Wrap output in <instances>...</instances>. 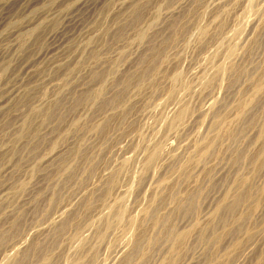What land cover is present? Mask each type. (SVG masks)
Here are the masks:
<instances>
[{"label":"rangeland","instance_id":"rangeland-1","mask_svg":"<svg viewBox=\"0 0 264 264\" xmlns=\"http://www.w3.org/2000/svg\"><path fill=\"white\" fill-rule=\"evenodd\" d=\"M82 1H86L85 6L79 5ZM82 1L0 0V141L4 143L5 149L3 150L17 146H15L17 148L15 152L2 151L6 154L0 156V167L3 166L0 174V205H5L6 208L0 209V227L2 226L4 231L8 228L9 240L14 243L18 241L16 246L21 251L33 240H37L34 242L35 245L32 244L34 246L30 249L31 251L28 250L29 253L31 252L30 257L26 252L24 260H22L23 257L20 260L22 263L18 260L19 263L14 264H27L29 261L28 264H43L40 260L41 253L36 250L42 246L44 239H42L43 236L39 239L38 233L45 230L50 237L49 233L54 234L58 224L68 212L78 207L79 209L76 210H80V214L84 215L82 225L84 232L76 237L72 227L65 229L61 235H58L62 237L59 238L61 241H59L58 248L52 252L53 257L58 260L59 264H72L71 260L79 255L78 253L83 248L80 245L86 238L88 239L87 247L84 250L87 252L82 251L81 255L83 257L81 261L85 262L84 264H119L126 249H130L134 243L139 228L155 236L158 234L166 238L164 227L163 232L161 226L152 225L147 221L149 219L147 215H144V209L156 203L171 189V186L175 187L178 194L176 199H169L164 203L161 212L173 209V213L176 212L172 214L174 227L182 231V227L185 224L187 226L184 231L188 234L180 255L174 256L175 253L168 252L165 247L154 251L150 249L151 251H146L149 255L145 252L137 260H133L134 264H140L142 261L144 263L141 264H175V262L176 264H261V262L264 264V169L254 167V161L251 162L252 158H250L256 155L264 145V135H261L260 130L261 123L264 124V107L262 108V105L264 106V0ZM134 1L145 7L136 19H134V13L131 14L132 8H129ZM175 15L178 25L170 29L168 25H171ZM74 17L77 20L68 22V19ZM251 24H254L253 27L256 26L255 29ZM35 27L37 28L30 32ZM138 30L145 31L146 39L152 38L155 42L157 40L160 42L165 36L166 47L162 43L160 51L163 52L166 48V52H163L165 57L162 58L161 64L156 62L157 68L154 74L149 73L151 76L148 75L147 80L145 79L140 85H136L134 81L131 82L128 91H125L128 99L126 105H130L131 112L127 109L129 107L124 108L121 104L113 107L105 101L107 97H111L112 93L120 90L122 83H120L121 75L119 74L129 68L134 71L143 70L147 68L146 65L152 59L154 64V59L157 61L156 58L159 55L149 58V62L146 59L143 61L142 56H139L144 54V50L154 41L149 42L147 46L146 39L142 40L138 36ZM157 30L159 32L156 34ZM167 31L172 34L168 33L169 36H166ZM153 32L154 35H152ZM54 33L57 34L55 38L59 37L55 39ZM150 35H152L151 38ZM257 36L262 37L258 41L260 45L254 43ZM158 37L160 38L155 40ZM167 37L170 39H166ZM95 55L97 56L94 57ZM137 58L139 63H136ZM112 65H116L114 66L116 70L114 69L115 71L113 70L109 75L107 72L108 76L95 75V71L99 72L102 69L103 72L105 66ZM232 65L235 68L246 69V74L245 71L240 72L239 76L242 78L238 77L237 80H239L236 83L233 81ZM101 77L104 80L103 83H100ZM118 80V83L115 82ZM211 81L212 83L208 85ZM101 84H106L107 89L110 87L108 90L111 92H107L108 96L103 97L105 99L98 97L93 99L92 97H96L94 94L85 101H77L82 98L79 96L96 90ZM238 85L239 89H237ZM91 88L94 89L91 90ZM111 89L115 90L112 92ZM55 98L63 100H61L62 104L64 103L62 108L52 107L54 111L45 120L33 115L35 121L31 123L29 131L31 135H35L34 139L30 134L26 139H18L17 131L22 124L23 113L30 111L31 107L52 106ZM254 105L257 108L253 107ZM185 107L188 108V112L182 119L174 122L178 112ZM217 111H219V118L214 120ZM126 112L128 113L125 118ZM106 118L110 119V125L106 127V134L103 137L100 136L95 126L103 123ZM252 118H254L252 120L254 123L246 121ZM216 121H219V127L215 125ZM243 122L245 125L242 124ZM240 126L242 127L239 128ZM237 129L243 131L239 136L241 138L235 140L233 135ZM40 130L43 132H39ZM214 135L219 137L218 150L216 149L217 152L211 153L203 161L201 149L205 148L208 139L210 140ZM51 139L54 143L50 141ZM233 143L235 147L241 145L242 148L239 149L243 151L244 148L243 153H247L238 159L240 161L235 155L233 158ZM73 144L77 145V148H81L82 145L83 151L92 152L86 158L87 160L89 158L97 160L102 156L104 163L100 162L96 173L91 175L88 173L90 164H87L89 161H85V157L80 154L82 150H76L74 156L71 148ZM155 146L160 149V158L158 157L147 170L145 161ZM57 148L63 149L64 152L72 149L69 151L73 155L68 152L69 162L66 160L67 164L70 163L69 166L61 165L62 162L53 157V152ZM93 154L94 156H91ZM247 156H249L248 159ZM186 161H189L187 163L188 176L183 174L182 168V164ZM80 166H83L84 170ZM73 167H76L79 173L76 170L75 175L70 173ZM116 171H119L116 186L110 190L111 192H106V194L101 192L102 194L99 195L98 189H102L109 176ZM243 177L247 183H252V195L247 203L240 205L237 213L232 215L231 212L226 211L228 209L225 206L232 199L234 186L236 187ZM65 180L67 183H64ZM19 181H22L23 187H20L21 182ZM38 187L44 190H42L43 193L39 192L36 195L35 191ZM142 187L145 189L143 190ZM51 188L62 192V196L54 197L52 202H48L49 199H47L46 202L43 195L46 197L48 194V197H51ZM197 189L201 191L198 192L200 195L196 194L195 209L183 210L182 206L186 204L187 195ZM90 192L94 193V197H91L92 207L90 206V209L80 207L84 196L90 195ZM34 194L35 198H33ZM221 196L223 197L220 198ZM218 198L221 199L219 207L215 204ZM26 201H29V205ZM118 204L125 207V219L127 220L114 224L107 231L104 239H97L96 230ZM18 206L23 209L19 215L25 212L27 218L18 219L19 224L13 226L10 220L14 221V218L10 219L8 216L19 208ZM241 216L243 217L240 218ZM247 217L248 219H245ZM6 218L10 219L8 222L11 225ZM142 220L144 222L140 227ZM3 223H6L5 226ZM242 224L243 230H241ZM201 229H203L204 236L206 235L205 238L209 239L208 241L198 236ZM217 236H221L218 237V241H216ZM5 246L0 245V252L4 248L2 251L4 254L0 253V264H9L11 261L13 263L17 252L14 251L12 254L11 251H7L5 253ZM95 253L97 256L94 257ZM170 257L174 258L171 260Z\"/></svg>","mask_w":264,"mask_h":264},{"label":"bare ground","instance_id":"bare-ground-1","mask_svg":"<svg viewBox=\"0 0 264 264\" xmlns=\"http://www.w3.org/2000/svg\"><path fill=\"white\" fill-rule=\"evenodd\" d=\"M82 1V0H81ZM136 1V0H135ZM134 1V3H132V4H130V6H129V8L131 7L132 8V12H131V14L132 13H134V19H136V18H138L140 15H141V11L143 10V8H145V7H143L141 4H139V3H136ZM138 1V0H137ZM17 2H18V0H17ZM22 2V1H21ZM80 3V2H79ZM78 4V3H77ZM86 5V1H82V3H80L79 5L80 6H83V5ZM174 4V3H173ZM187 4V3H186ZM84 5V6H85ZM128 5V4H127ZM133 5V6H132ZM78 6V5H77ZM87 8V7H86ZM187 8H189L190 9V7H187ZM200 9V8H199ZM78 10V9H77ZM185 10V9H184ZM186 10H188V9H186ZM185 10V11H186ZM252 10V9H251ZM144 11V10H143ZM175 11V10H174ZM184 11V12H185ZM76 12V11H75ZM102 12V11H101ZM188 12V11H187ZM72 13V12H71ZM74 13V12H73ZM251 14V13H250ZM179 16H180V14H178ZM181 15H183V14H181ZM70 16V15H69ZM72 16V15H71ZM77 16V15H76ZM79 16V15H78ZM171 16V15H170ZM176 16V15H175ZM175 16H173L174 17V20L171 22V25H168V26H170V29L171 28H174V26L176 27L177 25H178V21H176V20H178V19H175V18H177V16L175 17ZM185 16V15H184ZM81 17V16H80ZM168 17V16H167ZM67 18H69V17H67ZM79 18V17H78ZM181 18V17H180ZM253 18V17H252ZM65 19V18H64ZM251 19V18H250ZM75 20H77L75 17L74 18H71V19H68V22H71V21H75ZM83 20V19H82ZM244 20V19H243ZM8 21V20H7ZM65 21H67V20H65ZM201 21V20H200ZM255 22H257V21H255ZM57 22L55 21V24H56ZM75 23V22H74ZM169 22H167V24H168ZM39 24V23H38ZM41 24V23H40ZM37 25V24H36ZM69 25V24H68ZM157 25H159V24H157ZM248 25V24H247ZM252 25V28H254L255 29V27H253V25L254 24H251ZM250 25V26H251ZM257 25V24H256ZM104 26V25H103ZM172 26V27H171ZM105 27V26H104ZM159 27V26H158ZM162 27H164V26H162ZM243 27H244V25H243ZM4 28V27H3ZM26 28V27H25ZM37 27H35V28H32L31 30H30V32H32V31H34L35 29H36ZM62 28V27H61ZM164 28H166V27H164ZM168 28V30H169V27H167ZM67 29V28H66ZM141 29H143V28H141ZM158 29V28H157ZM26 30V29H25ZM63 29H61V31H62ZM145 30V29H144ZM159 30V29H158ZM155 31L156 32V34H157V32H159V31ZM172 30H174V29H172ZM235 30V29H234ZM18 31V30H17ZM164 31H165V29H164ZM163 31V33H165ZM249 31V30H248ZM248 31H247V33H248ZM251 31H253V29L251 30ZM65 32V31H64ZM72 32H74V31H72ZM147 32V31H146ZM162 32V31H161ZM160 32V33H161ZM171 32V31H170ZM173 32V31H172ZM50 33V32H49ZM57 33V32H56ZM56 33H54V35H53V37L55 38V36L57 35ZM163 33H161V34H163ZM169 32L167 31V33L165 34L166 36H169V34L171 35L172 33H169ZM174 33V32H173ZM178 33V32H177ZM245 33V32H244ZM17 34V33H16ZM34 34V33H33ZM60 34V33H59ZM58 34V35H59ZM68 34H69V32H68ZM137 34H138V36L142 39V40H145L146 39V33H145V31H143V30H138V32H137ZM168 34V35H167ZM252 32H251V36H252ZM264 34V33H263ZM64 35V34H63ZM76 35V34H75ZM152 35H154V32H153V34ZM152 35H150L149 37L151 38V36ZM164 35V34H163ZM244 35V34H243ZM248 35H250V33H248ZM27 36V35H26ZM64 36H66V35H64ZM159 36H161L162 37V35H160L159 34ZM245 36V35H244ZM260 36V35H259ZM259 36H257V38L255 39V41H254V39H253V41H254V43H255V45L256 44H258V41L260 40V38H262V37H260V38H258ZM261 36H262V34H261ZM11 37V36H10ZM53 37H51V38H53ZM59 37V36H58ZM58 37H56V38H58ZM68 37V36H67ZM72 37V36H71ZM149 37H148V39H149ZM155 37H157L156 35H155ZM164 38H161V40H160V42L158 41V44H156V42L154 41V40H152V38L150 39V40H147L146 39V41H147V46L150 44L149 42H151V41H154V43L153 42H151L152 44L150 45V47L148 46V48L147 47H145V48H147V49H145L144 51V54H141V55H139L141 58H142V60L143 59H146V60H148L149 58H153V57H157L158 55V57L156 58V60L157 61H155V59H154V62H155V64L153 63V59L150 61V63H148L146 66H147V68H143V70H136V71H134L132 68L130 69L129 67V69L128 70H126V71H124L122 74H119V75H121V78L119 79L118 77V79L120 80V83H122V89H121V87H120V90H118V91H115L114 93H112L111 94V97H107L106 99H107V101H105V102H108L107 104H109V105H111V106H113L114 107V105L116 106L117 104H121L122 106H124V108H125V106L126 107H129V106H127L126 104H127V96L125 95V91H128L127 89L130 87V85H131V82H136V85H140L141 83H144V81H145V79H146V77H148V75H152V74H154V72H155V70H156V68H157V63L156 62H158V64L160 63L161 64V62H162V58H164L165 56H163V52H166L165 50H166V48L165 49H163V52H161L160 51V48L162 47V43H163V45L166 43V40H165V36H163ZM170 37H172V36H170ZM170 37H167L166 39H170ZM242 37V36H241ZM246 37V36H245ZM55 38V39H56ZM63 38H65V37H63ZM69 38V37H68ZM138 38V37H137ZM160 37H158V38H155V40L156 39H159ZM247 38V37H246ZM67 39V38H66ZM140 39V40H141ZM239 39H240V37H239ZM234 40V39H233ZM245 40V39H244ZM66 41V40H65ZM169 41V40H168ZM239 40H237V42H238ZM253 41H252V45H253ZM60 42V41H59ZM165 42V43H164ZM237 42H236V44H237ZM20 43V42H19ZM65 43H67V42H65ZM233 44V43H232ZM63 45H64V43H63ZM167 45H169L168 43H167ZM238 45V44H237ZM254 45V46H255ZM258 45H260V44H258ZM257 45V46H258ZM53 46V45H52ZM56 47V46H55ZM59 47V46H58ZM165 47H166V44H165ZM253 47V46H252ZM11 48V47H10ZM57 48V47H56ZM61 48V47H60ZM258 49V48H257ZM15 50V49H14ZM55 50V49H54ZM54 50H52V51H54ZM131 51V50H130ZM218 51V50H217ZM230 51V50H229ZM258 51V50H257ZM55 52V51H54ZM161 52V53H160ZM49 53V52H48ZM143 53V52H142ZM218 53V52H217ZM4 54V53H3ZM51 54V53H50ZM146 54H148V55H146ZM44 55V54H43ZM1 56V55H0ZM7 56V55H6ZM36 56V55H35ZM57 56V55H56ZM97 55H95L94 57H96ZM176 56V55H175ZM228 56V55H227ZM42 57V56H41ZM124 57V56H123ZM167 57V56H166ZM234 57V56H233ZM6 58V57H5ZM98 58V57H97ZM2 59V58H1ZM39 59V58H38ZM140 59V58H139ZM216 59V58H215ZM254 59V58H253ZM138 60V58L136 59V61ZM178 60V59H177ZM230 60V59H229ZM39 61V60H38ZM110 61V60H109ZM132 61V60H131ZM139 61V60H138ZM136 62V63H139V62ZM144 61V60H143ZM222 61V60H221ZM35 62H36V60H35ZM130 62V61H129ZM146 62V61H145ZM147 62H149V60L147 61ZM146 62V63H147ZM128 63V62H127ZM135 63V64H136ZM141 63H143V62H141ZM153 63V64H152ZM219 63V62H218ZM7 64V63H6ZM24 64V63H23ZM106 64V63H105ZM133 64V63H132ZM152 64V66L150 67V65ZM213 64V63H212ZM215 64V63H214ZM251 64V63H250ZM8 65V64H7ZM31 65V64H30ZM102 65V64H101ZM120 65V64H119ZM145 65V64H144ZM226 65V64H225ZM103 66V65H102ZM102 66H101V68H102ZM114 66H116V65H112V66H109V67H106L105 66V68L103 69L104 71V73L98 68L97 70L99 71V72H94L95 73V75L96 76H98V75H107V72H108V75H109V73L110 72H112L114 69L116 70V67L114 68ZM136 66V65H135ZM134 66V67H135ZM145 66V67H146ZM160 66V65H159ZM133 67V68H134ZM162 67V66H161ZM210 67V66H209ZM29 68V67H28ZM32 68V67H31ZM47 68V67H46ZM141 68V67H140ZM232 70L234 71L233 73V81L236 83V81L238 82V80L240 79V77L241 76H239L240 75V72H243V71H245L246 69L245 68H243V67H238V68H235L234 67V65H232ZM230 68V69H231ZM127 69V68H126ZM225 69V68H224ZM30 70V69H29ZM114 70V71H115ZM148 70H150V71H148ZM152 70V71H151ZM177 70V69H176ZM214 70V69H213ZM167 72V71H166ZM177 72V71H176ZM232 72V71H231ZM150 73V74H149ZM180 73V72H179ZM245 74H246V71L244 72ZM243 73V74H244ZM211 74V73H210ZM29 75V74H28ZM94 75V76H95ZM107 75V76H108ZM150 75V76H151ZM174 75V74H173ZM225 75V74H224ZM95 76V77H96ZM102 76V77H103ZM176 76V75H175ZM250 76V75H249ZM100 77V76H99ZM101 77V78H102ZM239 77V79L237 80V78ZM36 78V77H35ZM242 78V77H241ZM119 80L118 81H115V82H119ZM147 80V79H146ZM155 80V79H154ZM180 80V79H179ZM100 83H103V78L102 79H100ZM218 81V80H217ZM233 81H232V83H233ZM29 82V81H28ZM27 82V83H28ZM33 82V81H32ZM186 82V81H185ZM260 82V81H259ZM155 83H157V82H155ZM210 83H212V81L211 82H208V85L210 84ZM235 83H233V84H235ZM264 83V82H263ZM115 84V83H114ZM259 84V83H258ZM257 84V85H258ZM116 85V84H115ZM156 85V84H155ZM255 85V84H254ZM120 86V85H119ZM118 86V87H119ZM234 86H236V85H234ZM233 86V87H234ZM264 86V85H263ZM92 87V86H91ZM99 87V86H98ZM113 87V86H112ZM256 87V86H255ZM90 88V87H89ZM95 88V87H94ZM93 88V89H94ZM110 88V87H109ZM108 88V89H109ZM117 87H115V89H116ZM235 88H237V87H235ZM234 88V89H235ZM240 87H239V85H238V88L237 89H239ZM263 88V87H262ZM17 89V88H16ZM92 88H91V90H93ZM107 89V85L106 84H101L100 85V87L99 88H97L95 91L93 90V91H88V93L86 92L85 93V91H84V93L85 94H83L82 96H79V97H82L81 99H79V100H77L78 102H81V101H85L86 99H88L89 97H92L94 94V96H96V97H92L93 99H95V98H103V97H105L106 95H107V92H111V91H109ZM115 89H113V90H115ZM119 89V88H118ZM166 89V88H165ZM232 89V88H231ZM18 90H19V87H18ZM81 90V89H80ZM112 90V89H111ZM113 90H112V92H113ZM259 90V89H258ZM17 90H15V92H16ZM255 91V90H254ZM263 91V90H262ZM82 92V91H81ZM74 93V92H73ZM127 93V92H126ZM232 93V92H231ZM237 93V92H236ZM19 94V93H18ZM71 94V93H70ZM104 94V95H103ZM242 94V93H241ZM11 95V94H10ZM10 95H9V97H10ZM109 95H110V93H109ZM127 95H128V93H127ZM170 95V94H169ZM108 96V95H107ZM157 96H159V95H157ZM163 96H164V94H163ZM78 97V98H79ZM156 97V96H155ZM160 97H161V95H160ZM4 98V97H3ZM159 98V97H158ZM177 98V97H176ZM56 100H55V103H53V105L51 106V105H47V106H44V107H38V108H34V107H31L32 109L30 110V111H27V112H24L23 113V121H22V119H20L21 121H22V124H21V126H20V128H19V130L17 131L18 132V136H17V138L18 139H26V137L28 138V134H32L31 133V131H29V129H30V127H31V123L33 122V121H35L34 120V116L33 115H35V116H37L38 118H41V119H46V117L48 118V116L51 114V112L52 111H54V109L52 110V107H61L62 108V105L64 104H62V102H61V98H55ZM70 99V98H69ZM77 99V98H76ZM103 99H105V98H103ZM7 100V99H6ZM101 100V99H100ZM157 100V99H156ZM242 100V99H241ZM258 100V99H257ZM8 101V100H7ZM7 101H4L5 103L7 102ZM54 101V100H53ZM63 101V100H62ZM99 101V100H98ZM101 101H104V100H101ZM154 101V100H153ZM152 101V102H153ZM67 102V101H66ZM77 102V103H78ZM89 102V101H88ZM141 102V101H140ZM162 102V101H161ZM257 102H259V101H257ZM39 103H40V101H39ZM133 103V102H132ZM171 103V102H170ZM66 104V103H65ZM160 104V103H159ZM242 104V103H241ZM247 104H249L248 102H247ZM254 104V103H253ZM252 104V105H253ZM263 104V103H262ZM2 105V104H1ZM105 105H106V103H105ZM42 106V105H41ZM259 105L257 104V107H258ZM64 107V106H63ZM107 107V106H106ZM158 107V106H157ZM161 107V106H160ZM172 107V106H171ZM219 107V106H218ZM243 107V106H242ZM253 107H255V108H257L255 105L253 106ZM264 106L262 105V108H263ZM155 108V107H154ZM246 108H247V106H246ZM252 108V107H251ZM250 108V109H251ZM254 108V109H255ZM260 108V107H259ZM7 109V108H6ZM116 109V108H115ZM128 109V111H131L130 110V107L129 108H127ZM131 109H133V107L131 108ZM176 109H177V107H176ZM216 109V108H215ZM253 109V108H252ZM264 109V108H263ZM56 110V109H55ZM207 110V109H206ZM218 110V109H217ZM244 110V109H243ZM125 111H127V110H125ZM241 111V110H240ZM250 110H248V112H249ZM255 111V110H254ZM15 112V111H14ZM13 112V113H14ZM17 112V111H16ZM61 112H62V110H61ZM132 112V111H131ZM138 112V111H137ZM188 112V108H182L179 112H178V114L176 115V117H175V120H174V122H176V121H178V120H180V119H182V117L186 114ZM215 112V111H214ZM247 112V113H248ZM251 112V111H250ZM22 113V112H21ZM127 113L128 112H126V114H125V118H126V115H127ZM246 113V114H247ZM253 113V112H252ZM256 113V112H255ZM255 113H253V114H255ZM103 114H104V112H103ZM130 114V113H129ZM136 114V113H135ZM145 114V113H144ZM250 114V113H249ZM15 115H17V114H15ZM100 115H101V113H100ZM107 115V114H106ZM141 115V114H140ZM213 115V114H212ZM59 116H60V113H59ZM97 116V115H96ZM191 116V115H190ZM250 116V115H249ZM256 116V115H255ZM65 117V116H64ZM100 117V116H99ZM199 117V116H198ZM214 117V116H213ZM247 117V116H246ZM252 117H254V116H252ZM18 118V117H17ZM146 118V117H145ZM218 118H219V111H217L216 113H215V117H214V120L215 119H217L218 120ZM248 118H250V117H248ZM264 118V117H263ZM37 119V118H36ZM108 118H106L104 121H103V123H100V124H98V125H96L95 126V128L97 129V131H98V133H100L101 135L100 136H103L104 137V135L106 134V131H105V129H106V127H108L110 124H109V121H110V119H108ZM196 119V118H195ZM244 119H245V117H244ZM244 119H243V121H244ZM254 118H252V119H249V120H247L246 119V121H248V122H251V123H254V121L252 122V120H253ZM164 120H165V118H164ZM211 120V119H210ZM40 121V120H39ZM245 121V122H246ZM264 121V120H263ZM209 122V121H208ZM212 122V121H211ZM245 122H243L242 124H244ZM263 123V122H262ZM262 123H261V125H262ZM198 124V123H197ZM47 125V124H46ZM94 125V124H93ZM171 125H173V123H171ZM195 125V124H194ZM215 125H218V127H219V121H216L215 122ZM245 125V124H244ZM260 125V127H261V135H264V124L261 126ZM12 127V126H11ZM75 127V126H74ZM169 127V126H168ZM195 127V126H194ZM217 127V126H216ZM242 126H240L239 128H241ZM90 128V127H89ZM196 128V127H195ZM33 130H35V129H33ZM85 130H86V128H85ZM107 130V129H106ZM194 130V129H193ZM28 131L30 132V133H28ZM42 130H40L39 132H41ZM96 131V132H97ZM168 131V130H167ZM216 131V130H215ZM236 130H234V132H235ZM243 131V130H242ZM242 131H239V129H237V131L234 133V135H233V138L235 139V140H237V139H239V138H241V137H239L240 136V133L242 132ZM17 132H16V134H17ZM34 132V131H33ZM43 132V131H42ZM46 132V131H45ZM44 132V133H45ZM42 134V133H41ZM40 134V135H41ZM46 134H48L47 132H46ZM45 134V135H46ZM204 134V133H203ZM186 135H187V133H186ZM31 136H33V135H31ZM35 136V135H34ZM34 136L32 137V139H34ZM79 136V135H78ZM77 137V136H76ZM203 137V136H202ZM243 137V136H242ZM36 138V137H35ZM53 138V137H52ZM106 138V137H105ZM162 138V137H161ZM17 139V140H18ZM185 139V138H184ZM264 139V138H263ZM30 140H31V137H30ZM43 140V139H42ZM53 140L55 141V139L53 138ZM52 139L50 140V141H53ZM102 140V139H101ZM219 140V137L217 136V135H214V137L212 136V138H210V140L208 139V141H207V143L205 144V148H203V149H201V151H202V153H201V157H202V160L204 161V159L209 155H211V153H215V151H216V149L218 148L217 146V143L219 142L218 141ZM221 140V139H220ZM233 140V139H232ZM241 140V139H240ZM20 141V140H19ZM54 141H53V143H54ZM74 141V140H73ZM239 141V140H238ZM72 142V141H71ZM236 142V141H235ZM73 143V142H72ZM87 143V142H86ZM163 143V142H162ZM251 143V142H250ZM3 141H0V156H2L5 152L7 153V152H9V151H11V153H13V152H15V150L17 149L15 146H13L12 148H10L9 150H3V149H5L4 147H3ZM69 145V144H68ZM77 145H78V143H77ZM77 145L75 146L74 144H73V147H71L69 150H72V151H74V156H75V152H76V150H82V152L80 153L83 157H85L84 159H86V158H88L89 157V155L92 153V152H90L89 150V153H88V151H86V150H84L83 151V149H84V147L82 148V145H81V148H77ZM233 145H234V143H233ZM248 146H249V144H247ZM59 146V145H58ZM176 146V145H175ZM237 147H235V145L233 146V153L234 154H232L233 155V158H234V155L237 157V160L238 159H240V158H242V157H244L247 153H243L244 152V148H243V151L241 150V149H239L240 147H241V145H239V147H238V145H236ZM93 147V146H92ZM95 147V146H94ZM170 147V146H169ZM86 148V147H85ZM129 148V147H128ZM166 148H168V147H166ZM242 148V147H241ZM245 148H247V147H245ZM27 149V148H26ZM173 149V148H172ZM231 149V150H232ZM249 149V148H248ZM19 150H20V148H19ZM67 151V152H64L63 151V149L62 150H60L59 148H57V150L56 151H54L53 152V157L54 158H58V160H60L59 162H62L61 163V165H65V167H67V165L69 166V164L70 163H68L67 164V162H66V160L68 161L69 160V156L72 154V152L71 151ZM92 150V149H91ZM218 150V149H217ZM247 149H245V152H247L246 151ZM2 151H5V152H2ZM18 151V150H17ZM16 151V152H17ZM63 151V152H62ZM70 153V155H69V153ZM199 152V151H198ZM217 152V151H216ZM5 153V154H6ZM10 153V154H11ZM78 153V154H79ZM95 153V152H94ZM107 153V152H106ZM166 153H167V151H166ZM28 154H29V152H28ZM36 154V153H35ZM72 154V155H73ZM122 154V153H121ZM9 155V154H8ZM77 155V154H76ZM125 155V154H124ZM159 155H160V149H159V147L158 146H155L153 149H151V151L149 152V155H148V157H147V159H146V161H145V167H146V169L148 170V169H150V167L152 166V164L154 163V161L159 157ZM178 155V154H177ZM73 156V157H74ZM78 156H80V155H78ZM91 156H94V154L93 155H91ZM90 156V157H91ZM95 156H96V153H95ZM98 156H100V154L98 155ZM198 156V155H197ZM52 157V158H53ZM72 157V158H73ZM248 157L249 156H247V159H248ZM94 158V157H93ZM105 158V157H104ZM160 158V157H159ZM186 158V157H185ZM198 158V157H197ZM250 158H252L251 159V162L252 161H254V167H256V168H261L262 170L264 169V145H263V148H261L260 149V151L255 155H253L252 157H250ZM81 159H82V157H81ZM1 160V159H0ZM56 160V159H55ZM71 160V159H70ZM79 160V159H78ZM235 160V159H234ZM54 161V160H53ZM73 161V160H72ZM71 161V162H72ZM85 161H89L87 164H90V168L88 169L89 171H88V173L91 175L92 173H94L95 171H96V169L98 168V165L100 164V162L102 161L103 162V160H102V156H100V158H98L97 160H95V159H92V158H89L88 160L86 159ZM182 161H184V160H182ZM238 161H240V160H238ZM50 162V161H49ZM58 162V163H59ZM66 162V163H65ZM69 162V161H68ZM77 162V161H76ZM83 162H84V160H83ZM158 162V161H157ZM176 162V161H175ZM189 161H186L184 164H182V168H183V174H185V175H187V173H188V170H187V163H188ZM1 163H3V162H1ZM85 163V162H84ZM104 163V162H103ZM106 163H107V159H106ZM113 164V163H112ZM8 165V164H7ZM12 165V164H11ZM60 165V166H61ZM82 165H84V164H82ZM101 165H102V163H101ZM108 165V164H107ZM171 165H172V162H171ZM203 165V164H202ZM87 166H89V165H87ZM86 166V167H87ZM240 166V165H239ZM2 165H1V167H0V174H1V171H2ZM7 167H9V166H7ZM35 167V166H34ZM58 167V166H57ZM81 168L83 167V166H80ZM85 167V168H86ZM108 167V166H107ZM196 167V166H195ZM72 168V167H71ZM80 168V169H81ZM103 168V167H102ZM153 168V167H152ZM57 169V168H56ZM105 169V168H104ZM104 169H103V171H104ZM65 170V169H64ZM75 170H76V172H78L77 171V168L75 167H73V170H72V172H70V173H72V174H76V172H75ZM79 170V169H78ZM82 170H84L83 168H82ZM87 170V169H86ZM85 170V171H86ZM167 170V169H166ZM27 171V170H26ZM165 171V170H164ZM53 172V171H52ZM98 172V171H97ZM260 172V171H259ZM79 173V172H78ZM96 173V172H95ZM74 174V175H75ZM150 174V173H149ZM70 175V174H69ZM69 175H68V177H69ZM74 175H72L73 177H74ZM96 175V174H95ZM166 175V174H165ZM164 175V176H165ZM106 176V175H105ZM162 176V175H161ZM188 176V175H187ZM186 176V177H187ZM70 177H71V175H70ZM69 177V178H70ZM88 177V176H87ZM104 177V176H103ZM147 177V176H146ZM152 177V176H151ZM166 177V176H165ZM185 177V176H184ZM68 178V179H69ZM75 178V177H74ZM68 179H66V180H68ZM71 179H73V178H71ZM76 179V178H75ZM186 179V178H185ZM224 179V178H223ZM240 179V178H239ZM66 180L64 181V183L66 182ZM118 180H119V171H116V172H114L112 175H110L109 176V178H108V180H106V182L104 183L105 185H103L102 186V189L101 188H99L98 189V191H100V193H99V195L100 194H102L103 192H105V193H103V194H106V192H109L110 190H112L115 186H116V184H117V182H118ZM148 180V179H147ZM43 181V180H42ZM69 181V180H68ZM217 181V180H216ZM240 181V180H239ZM19 182H21L20 183V187H23V183H22V181H19ZM13 183V182H12ZM50 183V182H49ZM67 183V182H66ZM68 183H70V182H68ZM217 183V182H216ZM237 183H239V182H237ZM16 184V183H15ZM142 184V183H141ZM145 184V183H144ZM148 184V183H147ZM220 184V183H219ZM243 184V185H242ZM19 185V184H18ZM35 185V184H34ZM58 185V184H57ZM127 185V184H126ZM237 186L235 187L234 186V191H233V194H232V199L231 200H229L226 204V208L228 209V210H226V211H229V212H231V214L232 215H234L235 213H237L236 211H237V209L240 207V205H242V204H244V203H247V201L251 198V195H252V183H247L246 182V179H244V177H243V179L240 181V183L239 184H236ZM253 185H254V183H253ZM33 186V185H32ZM63 186H64V184H63ZM95 186V185H94ZM104 186H105V189H104ZM35 187V186H34ZM217 187V186H216ZM4 188H6V187H4ZM68 188V187H67ZM143 188V187H142ZM200 188H202V187H200ZM48 189V188H47ZM97 189V188H96ZM103 189H104V191H103ZM145 188H143V190H144ZM146 189H147V187H146ZM2 190V189H1ZM4 190V189H3ZM36 190V189H35ZM42 190H44V188H39L38 187V189H37V191H35V193H36V195L39 193V192H41V193H43L42 192ZM51 190H52V188H51ZM57 190V189H56ZM60 190H63L62 188H60ZM66 190H68V189H66ZM88 190V189H87ZM102 190V191H101ZM200 191H201V189H199ZM221 190V189H220ZM233 190V189H232ZM6 191V190H5ZM7 191H8V189H7ZM84 191V190H83ZM97 191V192H98ZM140 191V190H139ZM200 191H198V189L197 190H195L194 192H192L190 195L188 194L187 195V197H186V204L184 205V206H182L183 207V210L184 209H186L187 211L188 210H191V209H195V202L197 201L195 198L197 197L196 196V194L198 193V192H200ZM32 192H33V190H32ZM49 192V191H48ZM50 192H52L51 193V197H48L49 195L48 194H46V197H45V195H43L44 196V199H45V201L47 200V199H49L48 200V202H52L53 200H54V197H59L60 195L62 196V192H60V191H54V189L52 190V191H50ZM49 192V193H50ZM96 192V193H97ZM102 192V193H101ZM111 192V191H110ZM1 193V192H0ZM46 193V192H45ZM44 193V194H45ZM142 193V192H141ZM144 193V192H143ZM20 194V193H19ZM80 194H81V192H80ZM177 194H178V191L175 189V187L173 186H171V189L166 193V194H164V196H162L161 198H159L158 199V201H156V203H152V205H150V206H148V207H146L145 209H144V215L146 216L147 215V218L149 219V220H147V221H149V222H151L152 223V225H159V226H161L162 227V229L161 230H163V227H164V230H165V232H164V230H163V232L165 233V237L166 238H162V237H160V235L158 236V234H156V236L155 235H153V233H148L147 232V230H145L144 229V227H143V229L144 230H141V228H139V231H138V233H137V235H136V238H135V241H134V243L132 244V246H131V248L130 249H126V251H125V254L124 253H122V254H124V256H123V258L119 261V264H131V263H133V260H137L138 258H139V256H141V255H143L146 251H148V250H150V249H153V251L155 250V249H158V248H163L164 249V247L165 248H167V250H168V252H174L175 254H174V256L176 255V254H179L180 255V252H181V248L184 246V241H185V239H186V237H187V234H188V232L186 233L185 231H184V229H185V227H187L186 226V224H185V226H183L182 228H183V230L181 231H179L178 229H177V227L175 228L174 226V224L175 223H173V218H172V214H175V213H173L174 212V210L172 209L171 211H165V212H161V209H163L162 208V206L164 205V203L167 201V200H169V199H171V200H173V199H176V196H177ZM199 195H200V193H198ZM28 195H30L29 193H28ZM35 195V194H34ZM36 195L33 197V198H35L36 197ZM76 195V194H75ZM79 195V194H78ZM94 195V193H91L90 192V195H83L84 196V198H83V200H82V203H80V205H82V206H80V207H86L87 209L91 206L92 207V203H91V197H94L93 196ZM3 196V195H2ZM33 196V195H32ZM80 196V195H79ZM121 196V195H120ZM215 196V195H214ZM38 197V196H37ZM96 197V196H95ZM101 197V196H100ZM223 196H221L220 198H222ZM254 197V196H253ZM77 198V197H76ZM122 198V197H121ZM31 199V198H30ZM43 199V198H42ZM41 199V200H42ZM75 199V198H74ZM95 199V198H94ZM93 199V200H94ZM98 199H99V196H98ZM97 199V200H98ZM256 199V198H255ZM27 200V199H26ZM35 200V199H34ZM60 200V199H59ZM221 200V199H220ZM219 198H218V200H216V206L218 205V207H219ZM257 200V199H256ZM27 202V201H26ZM29 202V201H28ZM27 202V203H28ZM47 202V201H46ZM81 202V201H80ZM135 202V201H134ZM22 203V202H21ZM37 203V202H36ZM185 203V202H184ZM183 203V204H184ZM249 203V202H248ZM251 203V202H250ZM25 204V203H24ZM47 204V203H46ZM55 204V203H54ZM67 204V203H66ZM182 204V203H181ZM27 205H29V203L27 204ZM38 205V204H37ZM43 205V204H42ZM48 205V204H47ZM63 205H65V204H63ZM250 205H252V204H250ZM21 206V205H20ZM20 206H18L19 208H17L16 210H14V211H12V213H10L9 214V216L8 217H10V219L12 218H14V221H12V220H10V219H7L6 221L8 222V220H10L11 222H13V226L15 225V226H17L19 223H18V219H22V220H25L26 218H27V216H25V212H23V215H22V213H21V216L19 215V213L20 212H22L23 211V209L20 207ZM25 206V205H24ZM45 206V205H44ZM69 206V205H68ZM224 206V205H223ZM222 206V207H223ZM249 206V205H248ZM38 207V206H37ZM70 207V206H69ZM68 207V208H69ZM179 207H180V204H179ZM179 207L177 206V208L179 209ZM5 208V205L3 206V205H0V209H4ZM33 208H36V206H33ZM48 208V207H47ZM112 208V207H111ZM176 208V209H177ZM6 209V208H5ZM77 209V208H76ZM76 209H74L73 208V210L72 211H69L68 212V214L66 215V217L61 221V223L60 224H58V227L55 229V232H54V234H53V232L50 234L49 233V235H51L50 237H48V232L47 231H45V230H42L41 232H39L38 233V235H37V237L39 238V237H41L42 238V236H43V238L42 239H44L43 240V243H41V247L38 249L37 247V250L36 251H40V253H41V257H40V260H41V262L43 263V264H59V262H58V260H56L54 257H53V251H55L56 250V248H58V244H59V241H61V240H59V238L60 237H62V236H58V235H61V233L62 232H64L65 231V229H67L68 227H72L73 229H74V234H76V237L78 236V235H80L81 233H83L84 231V228H83V222H84V215L82 216L80 213V210L79 211H77L78 209H79V207H78V209L76 210ZM90 209V208H89ZM197 209V208H196ZM240 209V208H239ZM96 210V209H95ZM216 210V209H215ZM24 211H26V210H24ZM29 211V210H28ZM27 211V212H28ZM33 211V210H32ZM108 211V210H107ZM65 212V211H64ZM63 212V213H64ZM93 212V211H92ZM2 213V212H1ZM131 213H134V212H131ZM135 213H137V212H135ZM189 214V213H188ZM225 214V213H224ZM230 214V215H231ZM240 214V213H239ZM28 215V214H27ZM95 215V214H94ZM244 215V214H243ZM246 215V214H245ZM12 216V217H11ZM16 216H19V217H16ZM61 216V215H60ZM102 216V215H101ZM135 216H136V214H135ZM139 216V215H138ZM175 216V215H174ZM17 218V220H16V218ZM25 219H24V218ZM63 217V216H62ZM125 217H126V209H125V207L123 206V205H117L116 207H114V209L112 210V212L103 220V222H102V225H100V227H98L99 229H97L96 230V233L95 234H97V239H104V237H105V235H106V233H107V231L109 230V229H111L112 227H113V225L114 224H117V223H120V222H122V221H125V220H127V219H125ZM238 217V216H237ZM243 216H241L240 218H242ZM138 218V217H137ZM146 218V217H145ZM217 218H219L218 216H217ZM226 218V217H225ZM221 219V218H220ZM245 219H248V217L247 218H245ZM245 219H243V220H245ZM250 219V218H249ZM5 220V219H4ZM89 220V219H88ZM219 220V219H218ZM225 220V219H224ZM228 220V219H227ZM239 220V219H238ZM85 221H87V219L85 220ZM146 221V222H147ZM221 221H222V219H221ZM20 222V221H19ZM143 222H144V220H142V221H140V227H141V225L143 224ZM145 222V223H146ZM224 222H226V221H224ZM9 223V222H8ZM193 223V222H192ZM242 223V222H241ZM243 223H245L246 224V222H243ZM5 224L6 223H3V225L5 226ZM10 224V223H9ZM216 224V223H215ZM11 225V224H10ZM9 225V226H10ZM213 225V224H212ZM123 226V225H122ZM177 226V225H176ZM192 226V225H191ZM2 227V226H1ZM0 227V228H1ZM137 227V226H136ZM160 227V228H161ZM223 227V226H222ZM239 227V226H238ZM243 224H242V226H241V230H243ZM246 227V226H245ZM17 228V227H16ZM19 228V227H18ZM83 228V229H82ZM157 228H159V227H157ZM234 228V227H233ZM2 229V228H1ZM8 229V228H7ZM7 229H6V231H4L3 229V231L1 230L0 231V245L2 246V245H6L5 247V253H7V251H11V253L12 252H17V256H16V259H15V261L12 263V261L9 263V264H14V263H16V262H18L19 263V261L22 259V257H23V259L22 260H24V254L26 253V252H28V254H29V257H30V253H29V251L28 250H30L34 245H35V243L34 242H37V240L36 241H34L33 240V242L32 243H27L28 244V246H26V248H22L23 250L21 251L19 248H17V246H16V243L18 242V241H15L16 243H14V242H12V241H10L9 240V236L8 235H10V234H8V232H9V230H8V232H7ZM20 229V228H19ZM50 229V228H49ZM54 229V228H53ZM122 229V228H121ZM125 229V228H124ZM187 229V228H186ZM204 229V228H203ZM203 229H201L202 231L198 234V236L199 237H201V238H203V240L204 239H206V241H208L207 240V238H205L206 237V235L204 236V234H203ZM160 230V229H159ZM200 230V229H199ZM236 230V229H235ZM54 231V230H53ZM237 231V230H236ZM240 231V230H239ZM238 231V232H239ZM14 232V231H13ZM156 232H158L157 230H156ZM160 232V231H159ZM212 232H213V230H212ZM245 232V231H244ZM132 233V232H131ZM135 233V232H134ZM206 233V232H205ZM264 233V232H263ZM160 234V233H159ZM214 234V233H213ZM125 235H127V234H125ZM243 235V234H242ZM252 235V234H251ZM133 236V235H132ZM132 236H131V238H132ZM161 236H163V235H161ZM252 236H254V235H252ZM256 236V235H255ZM123 237V236H122ZM126 237V236H125ZM218 237H221V236H217L216 237V241H218ZM35 238V237H34ZM33 238V239H34ZM46 238V239H45ZM161 238H162V240H161ZM237 238V237H236ZM235 238V239H236ZM240 238V237H239ZM11 239V238H10ZM28 239V238H27ZM26 239V240H27ZM35 239H37V238H35ZM40 239V238H39ZM61 239V238H60ZM198 239H200V238H198ZM250 239V238H249ZM19 240V239H18ZM88 239H86L85 238V240H83L82 241V243H81V245L80 246H82L81 248V251H80V253H78L79 255L76 257V256H74L73 257V259L71 260L72 261V264H84L82 261H81V259L83 258V257H81V255H82V251L84 252V253H86L85 252V247H87V244H86V241H87ZM126 240H127V238H126ZM132 240V239H131ZM234 240V239H233ZM78 241V240H77ZM214 241V240H213ZM29 242V241H28ZM79 242V241H78ZM126 242V241H125ZM234 242V241H233ZM238 242H240L239 240H238ZM257 242V241H256ZM123 243V242H122ZM128 243V242H127ZM215 243H217V242H215ZM219 243V242H218ZM235 243V242H234ZM255 243V242H254ZM32 244H34V245H32ZM76 244V243H75ZM88 245H89V243H88ZM130 245V244H129ZM149 245H150V247H149ZM214 244H212V246H213ZM244 245V244H243ZM19 246V245H18ZM211 246V247H212ZM237 246V245H236ZM256 246V245H255ZM21 247V246H20ZM125 247V246H124ZM214 247V246H213ZM212 247V248H213ZM261 247V246H260ZM35 248V247H34ZM122 248V247H121ZM188 248V247H187ZM227 248V247H226ZM250 248H252V246L251 247H249V250H250ZM89 249V248H88ZM87 249V250H88ZM91 249V248H90ZM93 249V248H92ZM95 249V248H94ZM214 249V248H213ZM247 249V248H246ZM3 250H4V248H3ZM2 250V251H3ZM34 250V249H33ZM1 251V252H2ZM31 251V250H30ZM35 251V250H34ZM151 251V250H150ZM162 251V250H161ZM254 251V250H253ZM0 252V253H1ZM118 252H119V250H118ZM171 252V253H172ZM210 252V251H209ZM249 252V251H248ZM3 254H4V252H2ZM36 253V252H35ZM92 253V252H91ZM117 253V252H116ZM147 253V252H146ZM149 253V252H148ZM147 253V254H148ZM154 253V252H153ZM184 253V252H183ZM239 253V252H238ZM13 254V253H12ZM27 254V253H26ZM39 254V253H38ZM59 254V253H58ZM73 254V253H72ZM76 254V253H75ZM33 255V254H32ZM67 255V254H66ZM85 255V254H84ZM83 255V256H84ZM95 255H96V253L94 254V257H95ZM146 255V254H145ZM149 255V254H148ZM26 256V255H25ZM97 256V255H96ZM178 256V255H177ZM209 256H210V254H209ZM264 256V255H263ZM4 257V256H3ZM27 257V256H26ZM58 257V256H57ZM93 257V256H92ZM92 257H90V258H92ZM117 257V256H116ZM181 257V256H180ZM2 258V257H1ZM15 258V257H14ZM60 258V257H59ZM65 258H67V257H65ZM70 258V257H69ZM89 258V257H88ZM115 258V257H114ZM113 258V259H114ZM118 258V257H117ZM174 258V257H173ZM172 258V259H173ZM231 258V257H230ZM4 259V258H3ZM28 259V258H27ZM26 259V260H27ZM112 259V260H113ZM143 259H145V258H143ZM167 259H169V258H167ZM170 259H171V257H170ZM171 259V260H172ZM177 259H179V257L177 258ZM208 259V258H207ZM8 260V259H7ZM14 260V259H13ZM19 260V261H18ZM39 260V259H38ZM171 260H170V262H171ZM204 260H206V258L204 259ZM6 261V260H5ZM87 261V260H86ZM201 261H202V259H201ZM24 262V261H23ZM30 262V261H29ZM28 262V263H29ZM40 262V261H39ZM143 263H144V261H142ZM141 262V263H142ZM173 262V261H172ZM198 262V261H197ZM20 263H22L21 261H20ZM27 263V262H26ZM27 263V264H28ZM61 263V262H60ZM67 263V262H66ZM114 263V262H113ZM140 263V262H139ZM140 263V264H141ZM168 263V262H167ZM202 263H204V262H202ZM206 263H207V261H206ZM209 263V262H208ZM134 264V263H133ZM169 264V263H168ZM175 264H176V262H175ZM261 264H262V262H261Z\"/></svg>","mask_w":264,"mask_h":264}]
</instances>
